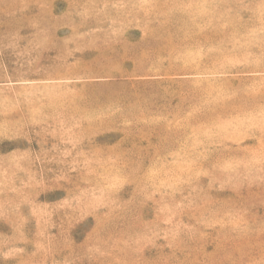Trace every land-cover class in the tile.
<instances>
[{
    "label": "rangeland",
    "instance_id": "obj_1",
    "mask_svg": "<svg viewBox=\"0 0 264 264\" xmlns=\"http://www.w3.org/2000/svg\"><path fill=\"white\" fill-rule=\"evenodd\" d=\"M0 264H264V0H0Z\"/></svg>",
    "mask_w": 264,
    "mask_h": 264
}]
</instances>
